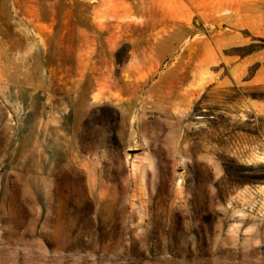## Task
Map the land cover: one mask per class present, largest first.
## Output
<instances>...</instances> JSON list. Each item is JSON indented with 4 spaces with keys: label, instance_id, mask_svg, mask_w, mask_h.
Segmentation results:
<instances>
[{
    "label": "rangeland",
    "instance_id": "1",
    "mask_svg": "<svg viewBox=\"0 0 264 264\" xmlns=\"http://www.w3.org/2000/svg\"><path fill=\"white\" fill-rule=\"evenodd\" d=\"M0 264H264V0H0Z\"/></svg>",
    "mask_w": 264,
    "mask_h": 264
},
{
    "label": "crops",
    "instance_id": "2",
    "mask_svg": "<svg viewBox=\"0 0 264 264\" xmlns=\"http://www.w3.org/2000/svg\"><path fill=\"white\" fill-rule=\"evenodd\" d=\"M170 1H172V0H170ZM181 4H183V3L182 2H180L179 4L177 3L178 6L181 5ZM198 4L200 5L201 3L198 2Z\"/></svg>",
    "mask_w": 264,
    "mask_h": 264
}]
</instances>
